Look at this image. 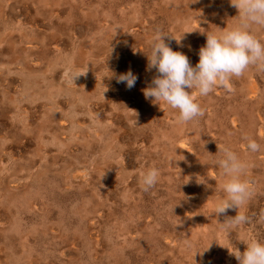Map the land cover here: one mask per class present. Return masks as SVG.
Here are the masks:
<instances>
[{
  "label": "rangeland",
  "instance_id": "rangeland-1",
  "mask_svg": "<svg viewBox=\"0 0 264 264\" xmlns=\"http://www.w3.org/2000/svg\"><path fill=\"white\" fill-rule=\"evenodd\" d=\"M237 15L230 0H0V264H239L229 249L264 242V71L194 93L204 115L188 123L143 93L156 36L186 32L165 42L199 57ZM129 70L130 90L115 78ZM225 147L252 194L216 215Z\"/></svg>",
  "mask_w": 264,
  "mask_h": 264
},
{
  "label": "clouds",
  "instance_id": "clouds-1",
  "mask_svg": "<svg viewBox=\"0 0 264 264\" xmlns=\"http://www.w3.org/2000/svg\"><path fill=\"white\" fill-rule=\"evenodd\" d=\"M230 3L238 9V25L219 33H207L206 44L199 49V60L195 66L184 52L174 50L164 39L168 36L179 44L186 32L180 39L173 34H166L156 36L151 42L146 70L155 69L158 74L143 89L145 99L160 107L163 103L178 111L179 121L182 123L195 121L204 115L194 93L207 96L217 86L230 90V78L240 77L250 65L264 71V42L252 30L254 25L264 27V0H230ZM81 74L83 73L73 75L76 79ZM115 78L117 83L124 84L129 90L135 87L138 80V76L131 70L115 75ZM247 147L253 152L259 150V145L252 140H249ZM217 153L219 155L212 163L222 170L227 179L219 189L225 198L216 204L213 213L224 214L230 208H237L239 213L241 206L252 194L249 185L241 180V176L246 174L247 166L227 147L219 148ZM158 180L159 171L155 168L147 170L140 177L145 191L154 187ZM190 180L191 178L186 183ZM197 182L206 184L198 177ZM246 222L245 215L237 214L232 219L233 224ZM242 241L246 243L243 252L232 251L225 246L230 254L235 255L239 264H264V242L255 239Z\"/></svg>",
  "mask_w": 264,
  "mask_h": 264
},
{
  "label": "bare ground",
  "instance_id": "bare-ground-1",
  "mask_svg": "<svg viewBox=\"0 0 264 264\" xmlns=\"http://www.w3.org/2000/svg\"><path fill=\"white\" fill-rule=\"evenodd\" d=\"M39 20V19H38ZM199 26V25H198ZM197 50V49H196ZM120 55V54H119ZM127 57H128V55H127ZM129 63L131 64L132 62L131 61H129ZM126 66V65H125ZM122 68V67H121ZM113 69V68H112ZM114 86V85H113ZM115 99V98H114ZM116 100V99H115ZM141 108V107H140ZM171 118V117H170ZM129 133V132H128ZM128 141V140H127ZM33 142V141H32ZM35 144V143H34ZM185 147L187 146V144L183 141V143H182ZM177 151H179V152H181L182 154H185V152H184V150L183 149H181L178 145H177ZM127 158V157H126ZM127 161V160H126ZM216 174V173H215ZM218 177V176H217ZM252 184V183H251ZM264 205V204H263ZM95 235V234H94ZM97 238V237H96ZM10 244H11V247L13 248V246H14V240H11V242H10ZM16 248V247H15ZM14 252H16L17 253V250L16 251H14Z\"/></svg>",
  "mask_w": 264,
  "mask_h": 264
},
{
  "label": "water",
  "instance_id": "water-1",
  "mask_svg": "<svg viewBox=\"0 0 264 264\" xmlns=\"http://www.w3.org/2000/svg\"><path fill=\"white\" fill-rule=\"evenodd\" d=\"M189 55H190L189 57H190V59L192 60L193 63H197V62H198L199 57H196V56H194L193 54H189ZM239 79H240V77H237V78H236L235 76H234V78H233L234 81H235V80L238 81ZM222 88H223V87H222ZM224 89H225V88H223V90H224ZM223 93H229V91L225 90Z\"/></svg>",
  "mask_w": 264,
  "mask_h": 264
}]
</instances>
